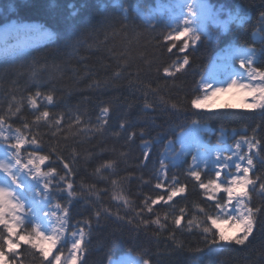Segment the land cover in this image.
<instances>
[{
    "label": "snow or ice",
    "instance_id": "snow-or-ice-1",
    "mask_svg": "<svg viewBox=\"0 0 264 264\" xmlns=\"http://www.w3.org/2000/svg\"><path fill=\"white\" fill-rule=\"evenodd\" d=\"M114 7L119 10L117 14L122 27L126 28V22L130 19H140L153 31L161 25L166 29L161 33L160 40L166 51L176 59L164 62L157 71L162 72V78L173 80L191 67L189 50L195 51L202 38L209 42H222L221 37L231 32L233 27L244 28L251 19V9L244 4L225 10L216 8L209 0H184L178 6V13L173 12L171 7L167 8L170 14L167 19L163 15L164 6L156 0L152 3L138 0L133 5L115 3ZM206 19L216 26L215 32L202 26V21ZM110 22L111 17L106 16L103 23ZM96 31L95 27L73 29L65 37L64 47L72 53L85 44L93 47L95 41L89 44L88 40ZM12 33L18 40L16 47H27L41 39L53 42L60 39L58 33L44 25L13 23ZM220 51L228 54L227 58L231 61L225 70L227 79L222 82L227 86H214L217 81L201 77L189 106L198 110L193 111V115H200L210 110L211 102L218 94L236 92L241 96L240 108L243 112L232 114L251 113L254 118H259L250 134L247 128L240 133L233 129L232 144L218 138L216 145L200 139L192 145L186 142V138L193 134L197 137L201 133L207 134L206 125H201L199 120H193L187 128L180 126L178 136L173 132L170 136H158L155 140H144L145 128L137 131L131 122L124 120L114 133L119 137L127 131L126 142L129 144L134 143L137 137L141 139L144 150L138 166L142 168L148 166L151 144L162 141L163 146L158 168L151 178L156 181L153 187L162 191L154 197H144L139 204L114 192L112 199L122 202L124 209V215H119L118 205L116 218L134 225L137 232L152 228L153 235L159 236L167 231L168 239L177 248L184 247L182 242L176 240L177 231L198 232L204 246L190 249L193 253L191 264H206V257H219L227 246L246 248L255 239L257 231L264 234V136L260 134L264 130V0H260L256 23L252 25L250 46L229 43ZM52 67L58 71L60 66L54 64ZM124 72L125 66L119 65L110 79H119ZM31 79L38 81L37 71L31 73ZM95 86L100 87V83ZM132 86L134 84L130 81ZM148 92L157 95L158 89L148 86ZM148 92H145L146 112L155 109V105L147 100ZM158 99L159 104L169 110L181 111L176 103L169 104L163 96ZM55 103L53 92H41L37 83L34 93L18 101L13 96L7 109L0 111V264H24L21 249L31 251L39 264H85L93 220L98 224L102 218L113 215L109 208L98 203L94 183L85 184L82 181L77 189L74 165L81 156L75 148L71 150L69 158L57 140L50 143L45 151L43 135L48 133H41V127L49 130L53 140L57 136L68 139L63 126L64 115L53 116L48 110V105L55 106ZM24 107L32 110L34 119L22 120L21 126L13 127L14 119L21 116ZM110 112V106L102 107L97 123L91 128L87 127L88 122L80 115H76L69 121L68 130L75 128L76 135L91 132L103 134L110 120ZM221 134L223 136V129ZM177 140L180 145L178 149ZM121 155L126 158L128 154L124 152ZM90 156L88 154L86 158ZM188 156H191L190 163ZM117 163L115 160L105 161L94 169L93 176L108 179L102 175V170L115 175ZM184 163L188 165L184 169L185 181L175 174L169 177V168H179ZM188 181L200 190L206 206L193 203L191 213L186 207H180L178 214L172 215L171 219L167 211L160 214L154 210L156 205L172 207L176 197L186 198ZM150 182L143 181L144 184ZM110 183L113 189L118 186L116 179H111ZM256 197L260 199L259 203L253 202ZM81 199L93 211L87 218L73 223L70 214L73 201L79 202ZM169 224L172 225L171 229ZM119 242L120 239L115 238L113 245ZM131 253L132 249L129 248L130 258L127 259L110 255L108 264H151L147 252L135 257H131Z\"/></svg>",
    "mask_w": 264,
    "mask_h": 264
},
{
    "label": "trees",
    "instance_id": "trees-1",
    "mask_svg": "<svg viewBox=\"0 0 264 264\" xmlns=\"http://www.w3.org/2000/svg\"><path fill=\"white\" fill-rule=\"evenodd\" d=\"M137 2L138 0H0V27L13 23L44 25L60 37L56 42L41 39L27 47H16L18 40L12 33L3 45L0 44V111L7 109L13 96L18 101L21 97L34 93L37 83L41 92L52 91L56 97L55 106L48 105V110L53 116L64 115L63 126L68 139L57 136L53 140L49 130L41 127V133H48L43 135L44 149L47 151L48 145L58 140L64 154L70 158L71 150L75 148L81 156L74 165L77 171V189L79 190L82 181L85 184L94 183L99 196L98 203L113 213L111 217L102 218L98 224L93 220L85 264H108L110 255L113 258L129 256V248L132 249L131 257L147 252L151 264H191L193 253L190 249L204 246L198 232L177 231L176 240L184 245L183 248H177L168 239L167 231L159 236L153 235L152 228L137 232L134 225L116 218L118 205L119 215H124V209L122 202L112 199L114 192L139 204L144 197H154L162 191L153 187L156 181L151 178L158 168L163 146L162 141L151 144L148 166L142 168L138 166L144 150L141 139L137 137L134 143L129 144L126 142L127 131L119 137L114 133L124 120L131 122L137 131L141 127L145 128L144 140H155L158 136H170L173 132L178 136L180 126L187 128L193 120H199L201 125H206L207 134L203 133V136L210 137V142L223 138V141L230 144L233 141V129L240 133L247 128L250 134L251 128L259 120L253 114L233 115V112L243 110L220 108L193 115V111L198 110L190 108L189 100L197 91L206 67L221 47H226L229 43L250 46L252 25L256 23L260 0H209L216 8L222 7L225 10L244 4L251 9V19L244 28L233 27L231 32L221 37L222 42H209L202 38L195 51L189 50L191 67L174 80L162 78V72L157 71L164 62L176 59V56L166 51L160 40L161 33L166 29L161 25L153 31L140 19H130L126 22L127 27H122L117 14L119 10L114 4L133 5ZM140 2L152 3L153 0ZM106 16L111 17L108 24L103 23ZM91 27L97 28L88 40L89 44L95 41L93 47L85 44L76 53L64 47L65 37L73 29ZM206 30L215 32L216 27L208 23ZM256 46L259 47V44ZM54 64L60 66L58 71L53 69ZM119 65L125 66L124 74L119 79H110ZM34 70L38 72V81L31 79ZM106 80L108 82L105 84ZM130 81L134 86L130 87ZM97 83H100V87L95 86ZM148 86L158 89L157 95L148 92ZM145 92H148V102L155 105L154 110L144 111ZM159 96H163L169 104L176 103L181 111H171L160 105ZM104 106H110L111 112L103 134L91 132L88 135H76L75 128L68 130L69 121L76 115L88 122L87 127H93ZM33 119L32 110L24 107L21 116L14 119L13 127L21 126L22 120ZM260 134L264 136V130ZM176 148H179L177 143ZM124 152L128 154L126 158L121 155ZM88 154H91L90 158H86ZM107 160L118 162L115 165V175L102 170V175L108 179L101 180L93 176L94 169ZM187 161L191 162V156L187 157ZM187 166L184 163L179 168H169V177L175 174L181 181H185L184 169ZM111 179L118 181L115 189L110 183ZM145 180L151 182L144 184ZM187 183L186 198L176 197L172 207L156 205L154 210L160 214L167 211L171 219L172 215L178 214L180 207H186L191 213L193 203L206 206L200 190L191 181ZM253 202L259 203L260 199L256 197ZM92 211L93 208L85 200L73 201L70 212L72 222L87 218ZM169 228H172L171 224ZM115 238H119L120 242L113 245ZM21 251L24 264H39L38 258L31 251ZM205 260L206 264H264V234L257 231L255 239L246 248L227 246L219 257H206Z\"/></svg>",
    "mask_w": 264,
    "mask_h": 264
},
{
    "label": "rangeland",
    "instance_id": "rangeland-1",
    "mask_svg": "<svg viewBox=\"0 0 264 264\" xmlns=\"http://www.w3.org/2000/svg\"><path fill=\"white\" fill-rule=\"evenodd\" d=\"M156 2L158 4L164 6L165 11H164L163 15L167 19L168 16L170 15L167 12V8L171 7L173 12L178 13L180 11L178 6L182 5L184 3V0H156ZM184 11L186 13V9ZM208 23H210L213 27H216L210 19H206V20L202 21V26L205 28V30L207 28V24ZM10 34H12V27L11 28L9 27L7 29H5V28L1 29L0 30V43L4 42ZM227 55L228 54H226V53H221V51L219 50L214 55L213 59L208 64V66H207V68L205 70V73L203 75L204 78L209 79V80H213L214 79L215 81L218 82L214 86H224V87L227 86L226 83H222L223 81H225L227 79V77L225 75V70H226L227 66L231 62L227 58ZM218 57H224V58L223 59H218ZM238 66L239 65H238V62H237L236 63V67H238ZM240 105H241V96H240V94H238L236 92H223V93L218 94L213 99V101L211 102L210 110H218L220 108H229L227 106H233L230 109H241ZM197 139L202 140L204 143H209L210 145H216L217 144V142H210V137H204L203 133H201L199 137H197L195 134H193L191 137L186 138V142L194 145L195 142L197 141ZM176 143H177V145L179 147L180 145H179V141L178 140H177ZM232 143H233V141L230 144H232ZM125 258L127 259V258H130V257L126 256Z\"/></svg>",
    "mask_w": 264,
    "mask_h": 264
}]
</instances>
